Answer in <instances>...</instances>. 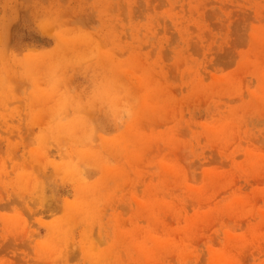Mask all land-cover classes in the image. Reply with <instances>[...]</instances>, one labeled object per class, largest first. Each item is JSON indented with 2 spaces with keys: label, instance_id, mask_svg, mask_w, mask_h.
<instances>
[{
  "label": "rangeland",
  "instance_id": "1",
  "mask_svg": "<svg viewBox=\"0 0 264 264\" xmlns=\"http://www.w3.org/2000/svg\"><path fill=\"white\" fill-rule=\"evenodd\" d=\"M0 264H264V0H0Z\"/></svg>",
  "mask_w": 264,
  "mask_h": 264
}]
</instances>
